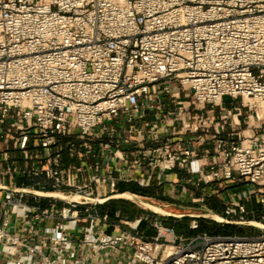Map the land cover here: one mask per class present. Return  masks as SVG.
Masks as SVG:
<instances>
[{"label":"built area","instance_id":"1","mask_svg":"<svg viewBox=\"0 0 264 264\" xmlns=\"http://www.w3.org/2000/svg\"><path fill=\"white\" fill-rule=\"evenodd\" d=\"M181 89L264 103V0H0V264H264V229L188 236L157 216L150 235L88 201L157 171L202 190L252 184L264 222V120L243 140L216 127L201 153ZM225 200L231 220L257 211Z\"/></svg>","mask_w":264,"mask_h":264},{"label":"rangeland","instance_id":"2","mask_svg":"<svg viewBox=\"0 0 264 264\" xmlns=\"http://www.w3.org/2000/svg\"><path fill=\"white\" fill-rule=\"evenodd\" d=\"M180 91L181 99L190 102L188 109L185 110L186 122L190 124L189 127L184 130L183 134L185 136L192 138L204 137L206 141H212V135L217 127L221 130L223 136L243 140L260 131L259 127L263 124L264 120V103L257 102L253 104V99L241 96L237 98L227 97L218 104L209 105L195 101L192 94L188 95L187 90L181 89ZM196 124L200 126L198 131L193 130ZM183 127V121L179 118L174 120V125L166 126V129L169 130L171 128L172 130H179ZM171 184L172 183H169L170 188L168 187V190L165 184H162L164 186L163 189L167 190V194L163 196L165 198L143 196H145L147 200L160 204L169 211L175 213H204L206 211H212L224 217H226L225 198L235 201L239 200L240 196H242L250 210H257L255 214L250 215V220L253 219L258 221V218L262 214L258 196L255 193L256 187L252 184L248 185L244 182H238L232 186H225L222 185V183H214L210 185V187H206L205 190L196 189L192 183ZM183 188H185V191ZM216 189H218V191H216ZM204 191H206L205 199L199 200L198 198L203 195ZM135 193L141 194L140 192ZM101 208L104 213L109 214L112 221L117 220L132 223L136 219L142 218V221L146 223L145 225L151 228L153 227L152 223L154 219L158 216L162 218L166 224L172 225L176 229L179 228L188 236L197 233L196 231L190 230L194 229L193 226L195 222L206 226V229L202 231L217 232L216 234L237 233L254 235L263 231L261 228L253 225H236L240 227V229H236L235 231L226 230L229 228L224 226L223 223L209 218H204L206 220L200 222L195 220V218L189 217L160 216L129 199L114 200L109 204L102 205ZM211 220L216 223L211 222Z\"/></svg>","mask_w":264,"mask_h":264},{"label":"water","instance_id":"3","mask_svg":"<svg viewBox=\"0 0 264 264\" xmlns=\"http://www.w3.org/2000/svg\"><path fill=\"white\" fill-rule=\"evenodd\" d=\"M32 192L43 195V196H61L64 198H70L74 201L78 200V197L76 195H73V196L58 195L56 193L40 192V191H35V190H32ZM137 196H141L143 199L140 197H137ZM118 199L133 200V201L139 203L140 205H142L143 207H145L146 209L150 210L151 212L158 214L160 216L189 217V218H195V219L209 218V219H213V220L220 222V223H223V224H233V225H239V226L253 225V226L259 227L261 229H264L263 227L259 226V224H262L264 226V223H262V222H259V221L253 220V219L248 220V221H234V220L228 219V218L224 217L223 215H220V214L212 212V211H206L204 213H197V212L175 213L172 211H166V212L160 211L157 209L160 208L162 205L156 204V203H153V202L147 200L146 197L143 196L142 194H138L135 192H129V191H123L120 193H116L114 195H111V196L105 197V198H98V199L91 198V199H88V201L97 202L99 204H106L112 200H118Z\"/></svg>","mask_w":264,"mask_h":264},{"label":"crops","instance_id":"4","mask_svg":"<svg viewBox=\"0 0 264 264\" xmlns=\"http://www.w3.org/2000/svg\"><path fill=\"white\" fill-rule=\"evenodd\" d=\"M164 108L165 110L173 109L174 106L170 101V98L168 96L164 97ZM153 118V111H148L147 117L145 118V121L141 120L140 123L143 122H150L149 125L145 126L142 125L146 133L149 132V130L152 129V123L151 120ZM168 130V129H167ZM169 130H172L171 128ZM165 129H160L159 134L161 136L165 135ZM142 137V136H141ZM136 145H133L128 139L125 141L124 146L122 147L124 149V153L129 156L134 151ZM195 146L197 150L201 153H204L207 149L212 150L213 149V141H206L204 144H200L198 141H195ZM140 171H134V169H131L129 171L130 174L138 175ZM179 176H181V173H178ZM178 176V175H177ZM176 177V175H174ZM165 184L166 189L169 187V183H162L158 180V172L156 171L153 175V180L151 182V185L148 187H140L134 182H121L120 183V191H129V192H140L142 195H145L147 197H155V198H165V194H167V190L163 189V185ZM173 184V183H172ZM171 184V185H172ZM162 185V186H161ZM170 188V187H169ZM185 191V188H183ZM154 228V227H153ZM155 229V228H154Z\"/></svg>","mask_w":264,"mask_h":264},{"label":"trees","instance_id":"5","mask_svg":"<svg viewBox=\"0 0 264 264\" xmlns=\"http://www.w3.org/2000/svg\"><path fill=\"white\" fill-rule=\"evenodd\" d=\"M114 200H112V201H110V202H108V203H106V204H109V203H111V202H113ZM195 220H197V221H200V222H203L204 220H206V219H204V218H200V219H195ZM211 222H213V223H216L215 221H213V220H211ZM146 223L144 222V221H142L141 222V229L142 230H144L147 234H154L156 231H155V229L152 227H148L147 225H145ZM224 226H226V227H228L229 229H226V230H233V231H235L236 229H240V227H238V226H236V225H232V224H224ZM189 228H191V227H189ZM198 228H200V229H198ZM198 228L197 229H190L191 231L193 230V231H196V232H206V231H202V230H204V229H206V226H203V225H200L199 224V226H198ZM177 231L178 232H180V233H183V231H181L179 228H177ZM209 233H217V232H209ZM230 234V233H229Z\"/></svg>","mask_w":264,"mask_h":264},{"label":"bare ground","instance_id":"6","mask_svg":"<svg viewBox=\"0 0 264 264\" xmlns=\"http://www.w3.org/2000/svg\"><path fill=\"white\" fill-rule=\"evenodd\" d=\"M137 197L142 198L141 196H137ZM142 199H143V198H142ZM157 210L164 211V212L169 211V210H168L166 207H164V206H161V207L158 208ZM259 226H261V227L264 228V226H263L262 224H259Z\"/></svg>","mask_w":264,"mask_h":264}]
</instances>
